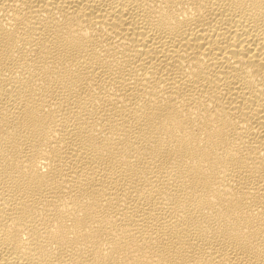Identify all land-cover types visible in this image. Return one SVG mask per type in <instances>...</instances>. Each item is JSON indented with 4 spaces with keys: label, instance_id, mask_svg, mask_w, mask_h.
<instances>
[{
    "label": "bare ground",
    "instance_id": "bare-ground-1",
    "mask_svg": "<svg viewBox=\"0 0 264 264\" xmlns=\"http://www.w3.org/2000/svg\"><path fill=\"white\" fill-rule=\"evenodd\" d=\"M0 264H264V0H0Z\"/></svg>",
    "mask_w": 264,
    "mask_h": 264
}]
</instances>
